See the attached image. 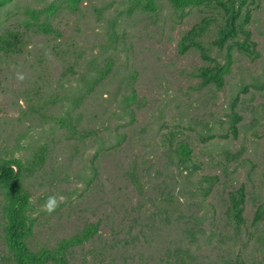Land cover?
<instances>
[{
    "label": "rangeland",
    "instance_id": "obj_1",
    "mask_svg": "<svg viewBox=\"0 0 264 264\" xmlns=\"http://www.w3.org/2000/svg\"><path fill=\"white\" fill-rule=\"evenodd\" d=\"M145 1L0 8V33L29 35L20 54L0 56V158L27 169L25 244L32 253L51 249L92 224L93 236L70 248L65 264H264V1L253 0L246 26L257 57L232 50L220 90L198 84L197 69L210 61L176 48L211 13L174 11L167 0L147 10ZM42 21L47 32L34 26ZM214 32L210 25L204 47ZM179 144L190 151L184 163ZM239 187L235 227L225 210ZM53 195L65 200L41 211ZM2 204L0 195V264H14Z\"/></svg>",
    "mask_w": 264,
    "mask_h": 264
},
{
    "label": "trees",
    "instance_id": "obj_2",
    "mask_svg": "<svg viewBox=\"0 0 264 264\" xmlns=\"http://www.w3.org/2000/svg\"><path fill=\"white\" fill-rule=\"evenodd\" d=\"M10 1L0 0V8ZM67 1L74 5L79 0ZM167 2L174 11L182 12L185 8L194 7L205 9L208 13H211V16L208 14L198 24L193 25L184 32L176 47L177 53L180 55L189 49H193L199 52L202 60L211 62L197 69L196 76L199 78L198 84L200 87L212 86L216 90L222 88L223 78L231 63L232 50L251 60L257 57V53L254 51L255 44L251 41L250 33L246 27L250 17L249 7L252 5L253 0H167ZM152 3L153 0H146L143 8L152 10ZM48 9L52 10L53 8L50 6ZM210 25L215 27L214 36L209 42L210 46L204 47L202 38ZM34 26L42 32L49 30L48 25L43 21L35 23ZM28 38L29 35L25 30H4L0 33V56H17L25 47V41H28ZM210 47H215L217 52L222 53V63L217 62L215 58L208 57L207 53ZM105 69L108 70L107 65ZM230 116L229 128L231 133L234 134V124L238 117L234 113H231ZM61 125H64V123H61ZM176 152L182 163L187 161L186 159L190 155L189 149L183 144L178 145ZM40 161L41 157H38L37 162ZM26 170L19 160L0 158V195L3 203L4 245L14 264H65V253L70 248L90 239L95 233V227L88 224L73 236L59 240L51 249L30 252L25 244V238L29 235L32 225V220L28 216L29 197L21 185V173ZM203 180L210 184L216 179L215 177H204ZM242 203V187L227 194L225 217L228 221L234 223L235 227L242 223ZM260 214L256 211L253 220H258Z\"/></svg>",
    "mask_w": 264,
    "mask_h": 264
},
{
    "label": "clouds",
    "instance_id": "obj_3",
    "mask_svg": "<svg viewBox=\"0 0 264 264\" xmlns=\"http://www.w3.org/2000/svg\"><path fill=\"white\" fill-rule=\"evenodd\" d=\"M17 79L19 81H23L24 80V75L22 73H17ZM64 200H65L64 197H60L59 199H57V197L54 196V195L53 196H49L46 199L45 203L43 205H41L40 210L51 214V213H53L56 210V208L59 206V204L61 202H63Z\"/></svg>",
    "mask_w": 264,
    "mask_h": 264
}]
</instances>
